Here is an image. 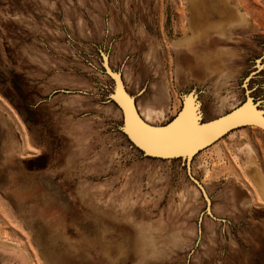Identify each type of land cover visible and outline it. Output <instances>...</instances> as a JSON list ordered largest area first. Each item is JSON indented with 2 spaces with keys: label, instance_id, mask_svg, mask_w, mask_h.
Segmentation results:
<instances>
[{
  "label": "rangeland",
  "instance_id": "1",
  "mask_svg": "<svg viewBox=\"0 0 264 264\" xmlns=\"http://www.w3.org/2000/svg\"><path fill=\"white\" fill-rule=\"evenodd\" d=\"M192 1L0 0V264H264L250 172L264 181L263 129L157 159L126 139L109 97L103 58L141 117L162 110L149 124L186 94L200 121L246 94L264 109V0H226L230 24L216 0H194L202 35L183 43Z\"/></svg>",
  "mask_w": 264,
  "mask_h": 264
},
{
  "label": "water",
  "instance_id": "2",
  "mask_svg": "<svg viewBox=\"0 0 264 264\" xmlns=\"http://www.w3.org/2000/svg\"><path fill=\"white\" fill-rule=\"evenodd\" d=\"M118 85L120 92L119 99L115 97L116 91H115L114 83L109 97L114 101V103L121 112L120 129L124 134V136L126 137V139L146 156H154L161 158H170V157L187 158L189 154H195L196 152L202 150V148L211 145L222 134L228 132L231 129L249 124L257 125L263 128L261 126V122L264 121V109L259 108L258 103L254 102L253 99L246 94L238 107L229 111L224 116L218 117L210 121L208 120L200 121L198 119L199 117L198 107L197 108L195 107V109L193 108L192 112H195L197 114V119L195 121V124L196 127L200 130L196 135L195 139L192 140V142L188 144L186 147L179 148L178 150H166V149L155 148L148 145L146 142L142 141V139L138 135V129L164 131L177 123L178 116L180 113L167 124H162L161 126L150 125L145 121H143L141 117L138 115L133 101L130 99L129 95L125 91L122 84L119 82ZM187 95H185L182 98V103L184 102L186 97H189L192 94H187ZM249 98L251 100H249ZM193 105L196 106L195 98ZM241 110L248 111L247 119L241 118L238 115V113ZM190 178L201 188L200 184L196 179L192 177Z\"/></svg>",
  "mask_w": 264,
  "mask_h": 264
},
{
  "label": "bare ground",
  "instance_id": "3",
  "mask_svg": "<svg viewBox=\"0 0 264 264\" xmlns=\"http://www.w3.org/2000/svg\"><path fill=\"white\" fill-rule=\"evenodd\" d=\"M217 2H218V4H221V7H222V9H223V11L227 14V17H229V19H228V22L229 21H231V16H234L236 13H237V11L235 10V8H232L230 5H228V3L226 2V0H216ZM215 1V2H216ZM214 8V7H213ZM219 8V7H218ZM188 9L191 11V16L188 18V25H187V27H186V29L187 30H189L190 31V35L187 37V34L184 36V38L183 39H180L183 43H188V42H190L189 40L190 39H192V40H194V35H195V38H197V37H199L200 35H202V33L201 34H199V30H196L197 29V25H198V21H199V19L198 18H196L197 16H199L200 15V13H201V10H200V8H199V6H198V4H197V2H195L194 0L188 5ZM202 14V13H201ZM207 22V21H206ZM206 22L204 23V24H206ZM227 22V21H226ZM226 22H218V24L216 25V26H214L216 29H218L219 31H222L225 27V24H226ZM203 23V22H202ZM210 24H212L211 22H210ZM228 24H230V22L228 23ZM199 26H200V23H199ZM208 26V25H207ZM228 26H230V25H228ZM203 28H204V26H203ZM226 32V31H225ZM227 33V32H226ZM196 34L198 35V36H196ZM191 40V41H192ZM194 42V41H193ZM192 42V43H193ZM181 43V42H180ZM190 44V43H189ZM103 63H104V66H105V69L107 70V72L114 78V79H116V82H114L113 81V83H114V86H115V97H117L118 99H119V85H118V83L120 82L121 84H122V82H121V80L118 78L119 77V74L118 73H116V72H112V70L110 69V67H109V64H108V62H107V59L106 58H103ZM118 76V77H117ZM111 80H113V79H111ZM122 86L124 87V85L122 84ZM154 88V87H153ZM124 89H125V91L127 92V94L129 95V97H130V99L133 101V103H134V106H135V109H136V111H137V113H138V115H139V112H138V110H137V108H136V103H135V101H134V97L127 91V89H126V87H124ZM162 89L163 88H161V89H159V91H158V93L159 94H161V95H163L164 94V92L162 91ZM187 95V94H186ZM153 97H152V104H160V103H162L164 100H165V98H166V96H165V98L164 99H160L159 97L157 98V96L155 95V93L152 95ZM188 96V95H187ZM192 96V95H191ZM249 96V95H248ZM193 97V96H192ZM250 97V96H249ZM158 99H160V100H158ZM185 99H188V97H186ZM249 100H251L250 98H249ZM185 101V100H184ZM196 102H197V100H195ZM194 102V101H193ZM193 102H192V109H191V106L188 108V110H193V108L195 109V107L197 108V104H196V106H194L193 105ZM240 104V103H239ZM239 104L236 106V107H238L239 106ZM184 106H185V102H183L182 104H181V108H180V110L177 112V114L175 115V116H173L168 122H170L174 117H176L179 113L181 114L182 113V111H183V109H184ZM194 106V107H193ZM236 107H234L233 109H235ZM119 109V108H118ZM232 109V110H233ZM156 111L157 110H153V109H151V108H148L147 110H146V112H141L140 111V114L142 115V117L146 120V121H148L147 120V118L149 117V115H151V113H156ZM198 111H199V107H198ZM229 111H231V110H229ZM228 111V112H229ZM158 112H159V110H158ZM228 112H225L224 113V115L226 114V113H228ZM143 113V114H142ZM180 114H179V116H178V120H179V118H180ZM224 115H222V116H224ZM140 116V115H139ZM222 116H220V117H222ZM141 117V116H140ZM142 117H141V119H142ZM143 120V119H142ZM144 121V120H143ZM145 121V122H146ZM168 122H166V123H164V124H167ZM147 123V122H146ZM149 124V123H148ZM150 125H153V126H161L162 124H150ZM249 125H252L253 127H255V126H257V125H253V124H249ZM245 126H247V125H245ZM240 127V126H239ZM257 127H259V128H261L260 126H257ZM261 129H263L262 131L264 132V127L263 128H261ZM231 130H233V129H231ZM230 131V130H229ZM220 133H222V132H220ZM225 134V133H224ZM224 134H222V135H224ZM221 135V136H222ZM220 136V137H221ZM219 137V138H220ZM218 140V139H217ZM213 144V143H212ZM207 147V146H206ZM206 147H204V148H206ZM204 148H202V149H204ZM198 152H196L195 154H189L188 156H187V158L186 157H184V158H182V159H184V161H186V163H187V161H188V159H189V161H190V158H191V156H194V155H196ZM154 157V156H153ZM158 158H161V157H158ZM170 158H177V157H170ZM250 172H251V176L255 179V183H256V187H257V189H258V191H259V194L260 195H262V196H264V181L262 180V178H260L259 177V175H258V173H257V170L255 169V167L254 166H252V167H250ZM189 177H192L193 178V176L189 173ZM201 186V185H200ZM203 186V185H202ZM194 187H195V189L196 190H199V188L196 186V185H194ZM202 188V187H201ZM203 190V189H202ZM199 192L201 193V191L199 190Z\"/></svg>",
  "mask_w": 264,
  "mask_h": 264
},
{
  "label": "snow or ice",
  "instance_id": "4",
  "mask_svg": "<svg viewBox=\"0 0 264 264\" xmlns=\"http://www.w3.org/2000/svg\"><path fill=\"white\" fill-rule=\"evenodd\" d=\"M238 115L241 118L247 119L248 111L241 110ZM196 119L197 114L186 108L185 111L180 114L177 123L172 127L164 131L138 129V135L143 142H146L152 147L166 150H178L190 144L200 131L196 127ZM261 126L264 127V121L261 122Z\"/></svg>",
  "mask_w": 264,
  "mask_h": 264
},
{
  "label": "crops",
  "instance_id": "5",
  "mask_svg": "<svg viewBox=\"0 0 264 264\" xmlns=\"http://www.w3.org/2000/svg\"><path fill=\"white\" fill-rule=\"evenodd\" d=\"M162 84V83H161ZM151 86V85H150ZM162 87L164 88V91H165V96L167 95V92H168V88H167V86L166 85H164V84H162ZM149 100L151 101V98H150V96H151V93H149ZM166 99V98H165ZM151 103H152V101H151ZM148 108H151V107H143V108H139L138 107V109L141 111V112H146V110L148 109ZM151 109H153V110H156V109H154V108H151ZM119 110V109H118ZM119 112H120V110H119ZM143 114V113H142ZM162 114V110H160L159 109V112H158V110L156 111V113H151V115H149V117L147 118V120H148V122H150L151 120H152V118H154L155 116H157V115H161ZM150 157H153V156H150ZM154 158H157V159H165V158H158V157H154Z\"/></svg>",
  "mask_w": 264,
  "mask_h": 264
}]
</instances>
